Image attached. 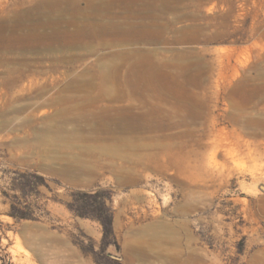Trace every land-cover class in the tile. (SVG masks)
Listing matches in <instances>:
<instances>
[{
    "label": "rangeland",
    "instance_id": "1",
    "mask_svg": "<svg viewBox=\"0 0 264 264\" xmlns=\"http://www.w3.org/2000/svg\"><path fill=\"white\" fill-rule=\"evenodd\" d=\"M160 1L165 64L117 100L116 48L0 50V264H264V0Z\"/></svg>",
    "mask_w": 264,
    "mask_h": 264
},
{
    "label": "bare ground",
    "instance_id": "2",
    "mask_svg": "<svg viewBox=\"0 0 264 264\" xmlns=\"http://www.w3.org/2000/svg\"><path fill=\"white\" fill-rule=\"evenodd\" d=\"M158 1L160 0H15L12 3L7 2L6 5L0 6V15H2L0 50L6 54H15V52L42 53L90 48V54H92L99 48H108V50L116 48L98 55L96 62L100 67L98 75L105 81L101 87L102 93L108 94L110 99L117 100L118 97L113 94L127 95L134 90H147L148 85L156 81L158 69L165 64L161 58L157 57L158 51L156 52L153 46L152 48L147 46L162 42L166 32L167 26L160 22V16L157 13ZM163 1L160 3L163 4ZM166 1L168 4V0ZM164 5L166 6L165 3L162 6ZM112 13L116 16L111 15ZM65 56L57 58L56 61L73 62L82 58L79 55ZM18 57L15 58L18 59ZM44 59L47 60L46 57ZM49 59L51 60L50 57ZM152 89L158 93L165 92L164 88L158 84H154ZM176 100L181 102L179 96ZM121 127L125 131L134 128L131 123ZM212 135L214 139L211 142L213 147L211 155L215 156L224 148V144L220 131L217 133L214 131ZM124 140L123 136L116 139L118 143ZM4 220L9 221L10 218L4 217Z\"/></svg>",
    "mask_w": 264,
    "mask_h": 264
},
{
    "label": "crops",
    "instance_id": "3",
    "mask_svg": "<svg viewBox=\"0 0 264 264\" xmlns=\"http://www.w3.org/2000/svg\"><path fill=\"white\" fill-rule=\"evenodd\" d=\"M122 262L123 264H160V260L156 261L154 255L142 254L139 249L132 253L122 252ZM168 264H171V261ZM172 264H176L175 259L172 261Z\"/></svg>",
    "mask_w": 264,
    "mask_h": 264
},
{
    "label": "trees",
    "instance_id": "4",
    "mask_svg": "<svg viewBox=\"0 0 264 264\" xmlns=\"http://www.w3.org/2000/svg\"><path fill=\"white\" fill-rule=\"evenodd\" d=\"M100 195V192H96L94 194H84V196L86 197H98ZM84 202V204L82 203V205L80 207H78L77 211L78 212H81V214H87L88 211H92V210H99V211H102V212H105V209L107 208L106 206V198H103V199H100V200H97L95 199L94 201H90V200H87V201H82ZM82 210V211H81ZM108 221L105 223V227L106 229L108 228Z\"/></svg>",
    "mask_w": 264,
    "mask_h": 264
},
{
    "label": "water",
    "instance_id": "5",
    "mask_svg": "<svg viewBox=\"0 0 264 264\" xmlns=\"http://www.w3.org/2000/svg\"><path fill=\"white\" fill-rule=\"evenodd\" d=\"M262 188L264 189V186H262Z\"/></svg>",
    "mask_w": 264,
    "mask_h": 264
}]
</instances>
